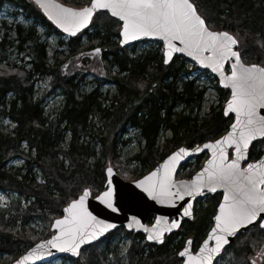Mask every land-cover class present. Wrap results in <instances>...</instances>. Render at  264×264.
Returning a JSON list of instances; mask_svg holds the SVG:
<instances>
[{"label": "trees", "instance_id": "16d2710c", "mask_svg": "<svg viewBox=\"0 0 264 264\" xmlns=\"http://www.w3.org/2000/svg\"><path fill=\"white\" fill-rule=\"evenodd\" d=\"M4 1L0 0V6ZM12 1L33 20V24L4 25L7 33L0 38V113L14 124L9 128L0 123V189L12 190L24 201L23 204L21 200L12 202L10 217L0 214V252L10 254L6 264H12L14 258L39 240L29 227V220H41L47 229L44 238H48L52 234L53 220L62 215L64 206L84 188H89L92 196L104 189L106 166L112 165L125 180H136L177 147H192L217 139L233 119L223 113L222 102L228 99L229 91L219 86L221 102L201 114L205 88L188 76L192 69L207 71L200 70L180 55L165 65L159 41H142L152 43V49L135 58L130 57L129 47L122 48L115 39L119 37L120 21L105 11L96 13L90 27L78 36L60 40L67 50H56L50 63L47 44L41 40L37 25L44 26L47 34H63L31 0ZM61 1L80 7L90 0ZM191 1L209 28L227 30L236 37L245 63L264 66V0ZM84 37L86 43L82 42ZM139 43L133 44L132 48ZM96 48L101 50L100 58L94 54ZM11 53L23 55L28 61L2 64ZM98 66L116 85L118 97L109 100L98 89L80 90L75 73L81 71V78L87 72L98 70L102 73ZM114 66L118 68V75L112 71ZM73 67L75 71L65 72ZM48 77L52 78L49 92L60 89L64 95L55 120L46 115L44 97L37 99L35 96L38 79ZM127 126L138 131L140 146L144 141L138 153L128 159L141 164V170L137 172L124 169L117 151L119 138ZM164 131L171 135L160 143ZM67 135L68 145L63 149ZM97 147L100 148L98 152ZM263 149L264 139L251 147L249 160L257 159ZM15 157L23 159L24 165L11 167L9 162ZM206 157L205 153L196 156L189 171H185L189 163L183 164L178 177L190 178ZM36 172H40L42 180L36 178ZM220 198L221 193H216L205 200L200 199L194 219L185 220L161 245L147 242L142 233L119 227L99 242L83 248L79 258H65H71L74 264H109V253L101 249L100 244L122 232L131 239L127 250L128 264H182L179 251L185 240L192 238L193 248L198 247L212 223ZM263 247L264 230L257 225L238 234L224 254L230 252L234 264H252V256ZM116 248L111 252L119 262ZM257 264H264V260Z\"/></svg>", "mask_w": 264, "mask_h": 264}, {"label": "snow or ice", "instance_id": "6c2138e0", "mask_svg": "<svg viewBox=\"0 0 264 264\" xmlns=\"http://www.w3.org/2000/svg\"><path fill=\"white\" fill-rule=\"evenodd\" d=\"M55 7L57 9L55 17L50 15V18H54L65 32L72 34L91 21L95 10H110L113 16L123 21L122 44L138 37H161L165 42L163 53L165 64L172 58L174 51L187 52L188 56H194L196 59H200L204 51H209L210 55L205 59L214 72L223 67V62L228 57L236 58L237 63L232 65L231 76L226 77L231 84L232 99L228 101L225 113L235 112L237 123L232 125L233 131L227 136L204 145L205 148L213 149V159L203 170L207 173L206 184L205 177L198 174L196 179L201 183L185 185L183 188H177L173 193L167 174L156 181L153 179L157 176L155 171L135 183L162 204L183 200L185 195L191 196L205 186L213 192L217 187L225 189L224 202L219 205L220 211L215 216L216 224L209 233V239L216 242L215 246L209 248L208 239L204 240L200 247L198 264H213L212 255L221 252L225 245H229L230 241L227 237L237 236L239 229L248 230L249 226L254 228L259 225V229L264 230V161L249 163L246 169L241 168L239 164V161L244 159V152L249 142L256 136L264 137V116H258L256 111L257 107H264V67L241 64L239 52L234 51L232 47L238 45V40L226 31H210L190 0H91L90 7L79 10L60 5ZM173 41H178L183 47L177 48ZM94 51L98 53L100 49ZM200 62L204 63L205 60ZM237 129L239 136L235 134ZM230 145L235 148L236 159L227 158L226 147ZM199 150V148L195 149V151ZM187 151L185 148H180L177 152H173L163 167L170 173L171 165L178 163ZM112 171L111 167L107 169L109 176ZM111 183L112 181L108 180V184ZM112 192L109 186L95 199L107 208L117 211L112 203ZM89 195L90 189L84 188L82 194L64 209L69 215L57 219L52 224L53 228L60 229L59 233L48 242L52 247L78 254V249L86 241L115 227L114 224L99 220L87 210L85 201ZM183 215L191 216L188 207L183 209ZM160 219L162 218H157V223ZM178 224L179 221H172V227H177ZM161 237L162 232H156L154 235H149L148 239L160 240ZM36 247L39 249L42 245ZM187 254V248L179 253L181 257ZM32 255L34 252L23 257L16 264H22L23 260L29 259ZM257 255L264 257V249H261ZM184 264H197V261L189 256ZM252 264H257L255 259L252 260Z\"/></svg>", "mask_w": 264, "mask_h": 264}, {"label": "water", "instance_id": "95a60500", "mask_svg": "<svg viewBox=\"0 0 264 264\" xmlns=\"http://www.w3.org/2000/svg\"><path fill=\"white\" fill-rule=\"evenodd\" d=\"M31 1L36 4V6L41 10L43 15L53 24V26L57 30H59L60 32H62L64 35H66L68 37H76L77 35H79L81 32H83V30L87 29L90 26L91 21H92L94 15L96 13H98L100 11H106L109 13V15L111 17H113V18H115L121 22V29L119 32V37H120L119 44L122 48L129 47L132 44H134L136 42L143 41V40H153V41H160L163 45V53L165 51V42L163 41V39L161 37H156V36L138 37L135 40H130V41H127V42L122 44L121 40L123 39V36L121 35V30H122V26H123V21H121L119 19V17L113 16L111 14L110 10H106V9L95 10L93 12V16H92L91 21L87 25H85V27L80 28L78 31H76L75 34H72V32H65L64 28L61 27L56 22V20L54 18H50V15L52 17H55V14L57 12V9L55 7L56 5H60L64 8L79 10L81 8H84V7H90L91 1L89 4H87L85 6H80V7L65 4V3L61 2L60 0H31ZM190 2L193 3L191 0H190ZM193 5L195 6L194 3H193ZM205 23H206V21H205ZM206 26H207V24H206ZM209 30L213 31V32H225L226 31L229 34L233 35L232 33H230L227 30H211L210 28H209ZM173 43L176 45L177 48L183 47V45H181L178 41H173ZM238 45H239V43H238ZM238 45L232 46L234 51L239 52ZM239 54H240V52H239ZM176 55H181V56L185 57L186 59L190 60L191 62L195 63L200 69L207 70V71L211 72L218 79L219 86L223 89L229 90V97L223 106V113L226 117L232 116L233 120H232V123L230 124L229 128L221 136H219L215 140H218L221 137L227 136L229 132L233 131L232 125L237 123V116H236L235 112H229L228 114L225 113V109L228 106V101L232 99L231 84L226 79V77L231 76L232 65L237 63L236 58L231 57V56L228 57L223 62V67L220 70L214 72V71H212V68L208 66V62L205 59L206 57H208L210 55V52L207 50L201 54L200 59H196L194 56H188L187 52L174 51L172 53V58L169 60V62L167 64H165V63L164 64L168 65L175 58ZM200 60H205V62L201 63ZM240 63L245 65V66L258 65L259 67H263L259 63H245L242 60L241 55H240ZM237 70H239V68ZM256 111H257L258 116H264V107H257ZM235 134L237 136H239V129L236 130ZM262 139H264V137L256 136L253 140H251L249 142V146L244 152V159L239 161L241 168L246 169L247 165L249 163L256 164L257 162L264 161V151L260 155L259 158H257L256 160H253V161H249V151H250L251 147L253 146V144L255 142H257L258 140H262ZM215 140L204 141V142L196 144L192 147H186V146L177 147L171 153H169L163 159H161L155 165V167L152 168L149 172L145 173L143 176H141L138 179L133 180V181L123 179L116 172V170L114 169V167L112 165H108L107 167H105V170H104V174H105V178H106L105 185H104L105 188L101 192L106 191L109 186L112 188V190H113V192H112V203H113L114 207L117 209V211H113L112 209L107 208L106 205L102 204L99 200H96L95 197L97 195L92 196L91 190H90V195L88 196V198L85 201V207L87 208V210L89 212L92 213L93 216L97 217L99 220H103L107 223L114 224L115 227L108 229L106 232L100 233L97 237H95L94 239H92L90 241H86L84 244H82L80 246V249H78V254H74V253L69 252V251H61L58 248L52 247V245L50 243H48L49 241L52 240L53 236L57 235L60 231V229L53 228L51 225V231L53 232L52 235L46 239H41V240L37 241L34 245H32L30 248H28L22 254H20L12 262V264H16L17 261H21L23 257L29 256V254L32 252H34V255L30 256V258L27 260H23L22 264H45V263H50L53 260H55L59 257H62V256H70L72 258H79L80 252L84 247L98 242L99 240L103 239L110 232L115 231L118 227H124L125 230H127L129 232L133 231L135 233H142L145 235L146 240L149 243L161 245L164 243L165 236L174 233L180 227V225L182 224L183 221L193 219V217H194V204H195V201L197 199L205 196L206 194L221 193L222 194L221 200L217 206V211H216L215 215L213 216V224H212L210 230L207 232L206 237L204 238V240L208 239V247L209 248L214 247L216 242H215V240L209 239V233L211 232V229L216 224L215 216L220 211L219 205L224 202V191H225L224 188L217 187L216 191L213 192L207 186H205V187L201 188V190L199 192L193 193V195H191V196L185 195L183 200H173L172 203L162 204V203H158L156 199L149 196L147 194V192H145L143 190V188L138 187L135 182L139 181V180H143L144 177L148 176L150 173L155 171V172H157V176L154 177L153 179L156 181H159L161 178L165 177V175L167 174V178L172 185L171 191L173 193L176 192L177 188H183L185 185L191 186V185L201 183L200 181H198L196 179L198 174H202L205 177V184H206L207 173L203 172V170L208 167V162L213 159V149L212 148H205L204 145L214 143ZM180 148L187 149L188 150L187 154H185L179 160L178 163H176L175 165H171L172 171L169 173L167 171V169H165L163 167V165H164L165 161L168 159V157L173 152H177ZM197 148H199L200 150L195 151V149H197ZM226 152H227V158L229 160L236 159V152H235L234 146H231V145L227 146ZM203 153H205L207 155V158L204 160L202 166L193 174V176L191 178H177V173H178V170L181 167V165H183L187 161H189L192 158H194L198 155H201ZM109 167H111L113 170L111 176H109V174L107 172V169ZM108 180L112 181L111 185L108 184ZM79 196H77L75 199H77ZM70 203H71V201L66 206H64L63 211H62V215L59 216L58 218L54 219L52 224H54L57 219H63L65 216L69 215L68 213L64 212V209ZM185 207H188L190 209L191 216L185 217L183 215V209ZM152 215L154 216V218H153L152 223L149 224L148 219ZM158 217L162 218V219H160L159 223H157ZM133 218H135V219H133ZM173 220L179 221V224L177 227H172V221ZM129 225H131V227H129ZM249 228H250V226H249ZM168 229H171V230L169 231ZM246 231L247 230H244L243 228L239 229L238 234H240L241 232H246ZM86 232H87V230H86ZM156 232H162L161 239L160 240H149L148 236L154 235ZM227 238L230 241L229 245H225L224 248L221 249V252L215 253L212 255L213 264H215V262L222 256L224 250L226 248L230 247L234 243L236 236L235 237H227ZM204 240L200 243V245L198 246L196 251H193V247H192L193 239L188 238L186 240L183 248L179 251V253H180V252L184 251L185 248L188 249L187 255H185L183 257H181L179 255L183 259L182 264H184V262L186 260H188L189 256L193 257L197 261V264H198V258L201 255L200 247L203 245ZM189 241H190V243H189ZM37 245H42V247L37 249V247H36Z\"/></svg>", "mask_w": 264, "mask_h": 264}, {"label": "rangeland", "instance_id": "374dc122", "mask_svg": "<svg viewBox=\"0 0 264 264\" xmlns=\"http://www.w3.org/2000/svg\"><path fill=\"white\" fill-rule=\"evenodd\" d=\"M15 24L29 26L30 24H33V20L27 18L25 16V13L20 8H18L12 0H5L3 4L0 6V38L4 33L5 34L7 33L6 27H4V25L10 27L11 25H15ZM37 30L39 32L41 40L47 44V56L49 62L52 63L54 60L53 58L54 52L56 50H65V51L67 50V47L65 45L59 43L60 40L67 41V38L55 32H50L47 34L46 28L42 25H37ZM103 31L104 30H102V32ZM12 36L14 37L13 33ZM115 39L118 42L120 41V37H117ZM82 42L86 43L87 38L84 37L82 39ZM152 46H153L152 43L140 42L133 48L132 46H129L128 54L130 57L135 58L138 55H141L151 50ZM162 51H163V47L161 48V52ZM94 54L97 58H100L101 50L98 53L94 51ZM8 61L9 62L15 61L20 64L22 63L25 64L28 61V58L26 57L24 58L23 55H16L14 53H11V55H9V57L5 61H3L2 64L8 63ZM98 68L102 73H100L98 70H96L95 73L87 72V74L82 78H81L82 75L81 71L75 73V77H76L75 81L79 83L80 90H82V92H90L98 89L100 93H102L103 95H107L109 100L111 97L114 96L118 97L117 87L114 84V82L108 79L106 72L100 66H98ZM68 70L73 72L76 70V68L75 67L69 69L67 68L65 72H67ZM112 71L115 75H118V68L116 66L113 67ZM188 78L193 79L197 85L205 88L204 102L201 109L202 115L209 111L211 105L216 106L221 102L217 90V86H219L218 80L211 73L201 72L199 70L192 69V73L188 76ZM51 81H52L51 77L39 78L35 86V93H36L35 96L37 99L44 97L43 107L45 109L46 115L49 117V119L55 120V118L57 117V113L62 108L64 95L60 89H54L51 92H49V89L51 87ZM222 103L224 105V102ZM0 123L9 128H12L14 126L11 120L1 113H0ZM96 126H97V122H96ZM126 129H127L126 132L122 135V137L119 138L120 142L117 151L119 153L121 162L125 166V167L123 166L124 169L137 172L141 170V166H140L141 164L138 163V161L136 160H132L129 162L128 159H130L133 155L138 153L141 146L144 145V141H141V146H140L138 131L131 126H127ZM170 135L171 134L169 131H164V133L159 138L160 143H162L163 140L169 137ZM68 141H69V135H67L64 143L62 144L63 149L67 148ZM99 150L100 148L97 147L96 151L98 152ZM188 163L189 164L186 167L185 171H189L191 168H193L195 161L194 159H191L190 161H188ZM9 165L11 167H21L22 165H24V160L19 157H15L10 160ZM36 178L38 180H42V176L40 172H36ZM0 197H2V199H0V214H4L6 218L11 216L12 202L21 200L22 204L24 203L23 199H20L21 197L19 196V194L13 191H5L0 189ZM28 225L36 235L35 237H37L39 240L44 239V234L46 233L47 229L45 224L41 220L39 219L29 220ZM130 242L131 239L129 237L124 235L122 232H119L113 235L112 237L108 238L106 241L102 242L100 244V248L104 249V251H107L109 253L108 254L109 264H128L127 250L129 248ZM116 246L118 247L116 248V250L117 249L119 250L118 251L119 252L118 255L120 257L119 262H116L114 258L115 256L112 254L113 252H111V250L115 249ZM260 251L261 249L257 252V254ZM257 254L255 253L254 255V259L256 260V262L264 260V257H261ZM9 256L10 254L7 252H0V264H6L9 260ZM47 264H74V260H72L71 258L69 259L65 257H60ZM217 264H234V259L232 257V254L228 252L226 255H224L223 258L218 260Z\"/></svg>", "mask_w": 264, "mask_h": 264}, {"label": "flooded vegetation", "instance_id": "af4514ba", "mask_svg": "<svg viewBox=\"0 0 264 264\" xmlns=\"http://www.w3.org/2000/svg\"><path fill=\"white\" fill-rule=\"evenodd\" d=\"M208 196H211V195H206L204 198H202V199H206ZM220 201V200H219ZM219 204V203H218ZM196 206H197V204H196ZM218 206V205H217ZM216 209H217V207H216ZM216 212V211H215ZM257 254V253H256ZM255 255V254H254ZM254 255L252 256L253 257V259H254ZM263 261V260H262ZM262 261H259V262H262Z\"/></svg>", "mask_w": 264, "mask_h": 264}, {"label": "bare ground", "instance_id": "6f19581e", "mask_svg": "<svg viewBox=\"0 0 264 264\" xmlns=\"http://www.w3.org/2000/svg\"><path fill=\"white\" fill-rule=\"evenodd\" d=\"M12 191V190H11Z\"/></svg>", "mask_w": 264, "mask_h": 264}]
</instances>
